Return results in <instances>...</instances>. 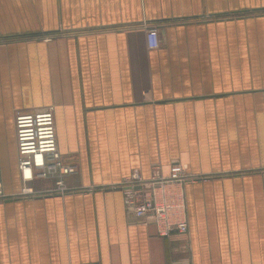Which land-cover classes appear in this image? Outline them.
Here are the masks:
<instances>
[{"label": "crops", "instance_id": "0c3cea01", "mask_svg": "<svg viewBox=\"0 0 264 264\" xmlns=\"http://www.w3.org/2000/svg\"><path fill=\"white\" fill-rule=\"evenodd\" d=\"M256 8L264 0H0V264H264ZM48 106L75 166L64 193L55 175L23 183L17 168L15 112ZM174 161L195 176L188 232L163 237L108 186Z\"/></svg>", "mask_w": 264, "mask_h": 264}, {"label": "built area", "instance_id": "2783aa9c", "mask_svg": "<svg viewBox=\"0 0 264 264\" xmlns=\"http://www.w3.org/2000/svg\"><path fill=\"white\" fill-rule=\"evenodd\" d=\"M146 41L148 48L159 46L156 27L146 28ZM14 129L17 168L22 182L55 175L54 190L60 193L68 191L62 177L75 172V166L65 163L57 149L52 107L15 112ZM194 180L195 176L186 172L185 164L174 161L167 174H162L158 165L152 166L148 178H143L134 169L108 187L121 191L128 216L145 224L152 222L157 235L168 237L188 232L184 184ZM31 191L30 188L24 190L26 193ZM4 197L0 183V199Z\"/></svg>", "mask_w": 264, "mask_h": 264}, {"label": "water", "instance_id": "95a60500", "mask_svg": "<svg viewBox=\"0 0 264 264\" xmlns=\"http://www.w3.org/2000/svg\"><path fill=\"white\" fill-rule=\"evenodd\" d=\"M261 9H264V8H256V10H261Z\"/></svg>", "mask_w": 264, "mask_h": 264}]
</instances>
